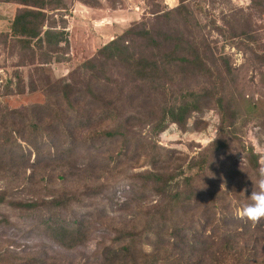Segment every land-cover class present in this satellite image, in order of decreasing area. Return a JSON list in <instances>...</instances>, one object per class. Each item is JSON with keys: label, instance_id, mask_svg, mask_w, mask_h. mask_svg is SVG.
<instances>
[{"label": "rangeland", "instance_id": "rangeland-1", "mask_svg": "<svg viewBox=\"0 0 264 264\" xmlns=\"http://www.w3.org/2000/svg\"><path fill=\"white\" fill-rule=\"evenodd\" d=\"M40 1L46 6L42 30L50 28L53 36L29 50L9 37L12 20L27 7L14 0L0 2L7 7L0 20V192L10 201L69 205L28 212L1 204L0 264L32 259L36 264H95L98 252L110 244L112 228L143 226L141 213L161 200L148 191L140 200L135 176L151 170L187 175L209 145L205 137H218L220 112L214 98L203 97L210 83L191 71L178 69L164 85L142 87L111 64L104 82L94 81L86 70L104 45L140 23L162 33L181 31L198 46L207 66L223 76L234 149L229 159H221L225 165L219 179L210 178L220 186L227 214L240 217L264 167V3L189 0L186 10L176 14L177 0L175 5L166 0ZM46 75L72 84L78 97L68 105L47 93ZM88 83L91 97L84 91ZM137 86L150 98L139 94ZM116 100L125 118L102 119L106 113L98 106ZM184 101H200L201 111L192 113L184 128L163 119L166 128L156 131L161 110ZM113 128L123 137L99 136ZM251 150L257 173L248 166ZM51 216L49 223L82 226L85 241L75 249L63 248L47 230L45 220ZM150 242H144L145 250Z\"/></svg>", "mask_w": 264, "mask_h": 264}, {"label": "trees", "instance_id": "trees-1", "mask_svg": "<svg viewBox=\"0 0 264 264\" xmlns=\"http://www.w3.org/2000/svg\"><path fill=\"white\" fill-rule=\"evenodd\" d=\"M9 1L12 0H0L1 3ZM14 1H19L27 8L15 15L9 37L16 39L24 50L34 46L41 48L53 36L50 28L42 30L46 22L45 4L40 0ZM177 1L178 6L172 11L176 14L186 10L185 4L189 0ZM259 1L264 3V0ZM97 56V59L87 64L86 70L92 72L91 76L98 83L107 80V66L110 64L124 71L128 81L132 79L134 84L142 87L164 85L178 69L189 70L197 77L206 79L211 89L203 97L215 99L222 124L217 139L204 148L187 175L184 171L151 170L135 176L139 185L135 195L142 196L140 200L147 191L161 200L154 208L141 213V218L145 220L143 226L112 228L110 244L98 252L95 264H264V219L252 223L236 214L228 215L224 205L220 204V186L210 178L213 174L219 179L221 168L225 165L221 159H229L228 154L234 149L233 134L228 130L233 120L224 99L223 76L207 66L206 58L198 46L185 39L181 31L162 33L159 29L146 28L144 23L131 27L122 36L104 45ZM38 72L44 76L45 70L39 68ZM44 79L46 92L60 96L68 105L78 97L72 84L50 80L47 75ZM91 87L88 83L84 89L87 97L93 95ZM116 89L117 93L124 91L118 85ZM35 90L36 86H32L31 91ZM136 90L147 99L152 95H146L138 86ZM117 104L118 100L99 105L97 109L104 108L106 113L102 119L116 121L125 118L117 112ZM199 104L200 101H184L180 105L162 109V121L156 126V131L162 132L166 128L163 119H169L170 123L184 128L192 113L201 111ZM99 136L105 139L123 137L115 128L104 130ZM247 156L250 170L257 173L259 165L253 151H249ZM7 198L5 192H0V205L7 203L28 212L42 207L57 209L69 205V201L39 204L10 201ZM51 219L52 216L45 220L47 230L63 248L75 249L85 241L86 231L82 226L63 221L49 223ZM145 241L150 242V251L145 250ZM37 262L32 259L24 264Z\"/></svg>", "mask_w": 264, "mask_h": 264}, {"label": "clouds", "instance_id": "clouds-1", "mask_svg": "<svg viewBox=\"0 0 264 264\" xmlns=\"http://www.w3.org/2000/svg\"><path fill=\"white\" fill-rule=\"evenodd\" d=\"M217 139L215 134H208L205 137V146L214 143ZM259 178L256 182V189L250 195L251 203L243 206L240 218L247 219L252 223H258L264 219V167L259 169ZM150 251V248L148 249Z\"/></svg>", "mask_w": 264, "mask_h": 264}, {"label": "crops", "instance_id": "crops-1", "mask_svg": "<svg viewBox=\"0 0 264 264\" xmlns=\"http://www.w3.org/2000/svg\"><path fill=\"white\" fill-rule=\"evenodd\" d=\"M166 2L171 5L176 4V0H166ZM6 10H7V7L5 5H0V20L3 19V15L5 14Z\"/></svg>", "mask_w": 264, "mask_h": 264}]
</instances>
